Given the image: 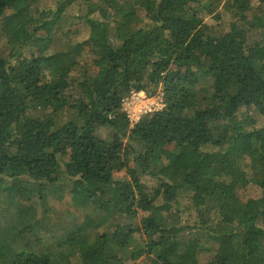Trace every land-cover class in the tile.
Instances as JSON below:
<instances>
[{
	"label": "trees",
	"instance_id": "trees-1",
	"mask_svg": "<svg viewBox=\"0 0 264 264\" xmlns=\"http://www.w3.org/2000/svg\"><path fill=\"white\" fill-rule=\"evenodd\" d=\"M42 1L0 0V264H264V0Z\"/></svg>",
	"mask_w": 264,
	"mask_h": 264
},
{
	"label": "rangeland",
	"instance_id": "rangeland-1",
	"mask_svg": "<svg viewBox=\"0 0 264 264\" xmlns=\"http://www.w3.org/2000/svg\"><path fill=\"white\" fill-rule=\"evenodd\" d=\"M42 7H50V8H55L56 7V2L55 0H43L42 1V4H41ZM78 13H80V11L78 10V7L75 5V6H72L70 7V9L68 10V15L70 14H75V15H79ZM223 14V21L222 22H217V20H214L212 17H208L206 20L214 25V26H217V25H221L222 27H225V26H228V23H229V17L226 13H222ZM70 22H71V25L72 26V34H75L76 35V40L80 43H83L87 40L88 36H89V28L85 25V23L81 22L80 20H78L77 18H69ZM70 22H68V24H66V27H63V29H61L60 31H57V38L58 40L57 41H61L58 46H63L62 44H64L63 42H65V40H62V39H65V36L63 33L64 31H66V29L68 28ZM62 38V39H61ZM61 39V40H60ZM85 48V51L87 52L89 50V45H85L84 46ZM86 61L89 62L90 60V56L89 55H86L85 57ZM262 121V120H261ZM98 133L104 137V138H110L111 136V131L109 130V128H100L98 130ZM164 151L165 152H172L173 149L171 146L169 147H166L164 148ZM125 174V171L118 174V176L121 177V175H124ZM148 184L150 185H153V181H150L148 178H145V180ZM262 189L260 188L259 185H252L250 186L249 188V191H250V194L256 196V195H260L261 194V191ZM184 202V201H182ZM48 217H49V225L47 227V230H50V231H53L52 233H55L58 231V229H60V227H65L70 224V219H69V214L66 212V208L64 206V202L59 200V199H56L54 198L53 196L50 198L49 200V203H48ZM189 217L185 214L184 216V220L188 221ZM192 222H190L191 224ZM210 258V254H204V255H201L200 256V260L201 261H205V260H208Z\"/></svg>",
	"mask_w": 264,
	"mask_h": 264
},
{
	"label": "built area",
	"instance_id": "built-area-1",
	"mask_svg": "<svg viewBox=\"0 0 264 264\" xmlns=\"http://www.w3.org/2000/svg\"><path fill=\"white\" fill-rule=\"evenodd\" d=\"M165 106L163 93L149 95L145 90H133L122 100V111L130 124H137L147 114L161 110Z\"/></svg>",
	"mask_w": 264,
	"mask_h": 264
}]
</instances>
